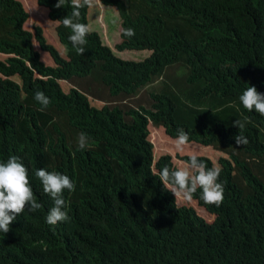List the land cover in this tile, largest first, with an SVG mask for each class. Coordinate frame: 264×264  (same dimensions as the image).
<instances>
[{
    "label": "trees",
    "instance_id": "trees-1",
    "mask_svg": "<svg viewBox=\"0 0 264 264\" xmlns=\"http://www.w3.org/2000/svg\"><path fill=\"white\" fill-rule=\"evenodd\" d=\"M20 1L0 0V162L19 157L42 207H26L0 232V264H264V170L254 160L264 162V116L239 100L249 86L264 94V0H100L121 19L115 50L150 52L144 61L119 59L95 32L78 54L62 23L71 0L60 8L58 0H34L57 30L63 59L40 26L25 30L30 13ZM88 8L76 22L88 24ZM127 28L135 35H123ZM36 91L50 98L44 110ZM236 120L246 145L235 144ZM149 123L171 140L182 128L188 144L238 148L248 158L213 166L198 156L221 169L222 204H205L199 189L192 199L211 223L178 206L159 181L162 168L176 167L164 155L153 170ZM80 133L88 137L83 150ZM39 168L75 186L63 193L69 219L55 226L46 223L53 200L35 176ZM236 178L252 191L246 202Z\"/></svg>",
    "mask_w": 264,
    "mask_h": 264
},
{
    "label": "clouds",
    "instance_id": "clouds-1",
    "mask_svg": "<svg viewBox=\"0 0 264 264\" xmlns=\"http://www.w3.org/2000/svg\"><path fill=\"white\" fill-rule=\"evenodd\" d=\"M64 0H58L55 7L60 8ZM93 0H71L72 15L62 19L64 27L70 28L72 34L69 40L77 53L83 55L86 37L89 33L88 25L76 22L80 17V9L92 7ZM123 35L132 37L135 31L132 28L124 30ZM35 100L42 105L44 110L51 103L50 98L42 91L35 92ZM243 107L249 112L255 110L264 116V94L258 92L255 86L247 87L239 97ZM239 128V133L234 137L237 146L246 145L247 138L243 135L244 123L239 120L234 122ZM175 148L183 151L189 142L187 132L177 129ZM88 137L85 133H80L78 137V148L83 150L87 147ZM221 169L218 167H208L207 164L193 154L184 163V166L170 169L167 166L159 173V181L171 191L175 198H181L185 202H191L197 190H201V199L205 204L219 207L224 199V186L218 182ZM35 176L41 181L44 193L53 200V206L48 210L46 223L55 226L59 222L69 219L67 203L63 198L65 190L69 192L75 190V186L65 174L59 172H49L44 168H39ZM28 207L30 211L39 210L42 205L37 203L28 177V169L20 162L19 157L13 155L6 162H0V232L7 234L10 225Z\"/></svg>",
    "mask_w": 264,
    "mask_h": 264
},
{
    "label": "rangeland",
    "instance_id": "rangeland-1",
    "mask_svg": "<svg viewBox=\"0 0 264 264\" xmlns=\"http://www.w3.org/2000/svg\"><path fill=\"white\" fill-rule=\"evenodd\" d=\"M34 0H21L20 2L24 5L26 11L30 13V17L25 26V30L32 32V28L37 25L40 26L46 38H48L49 43L53 46L57 47L60 56L63 59H68L66 53L64 52V48L59 46L56 33L57 30L55 26L48 21L47 15L42 11H35L36 4L33 2ZM31 4L34 5L32 8ZM104 5L100 0H93V6L88 8V17H87V25L89 27V32L97 33L102 40L104 46L109 47L113 50L115 55L124 61H144L150 56V52H124L119 53L115 50V46L121 43V19L119 17V13L117 8L115 7H103ZM99 7V11H98ZM2 27L1 24V15H0V29ZM59 47V48H58ZM42 59L49 66H52L53 61L49 58L48 55H42ZM6 57L0 55V59H5ZM12 80L18 81L20 84V80L18 77H13ZM60 86L65 92L69 90V84L60 81ZM21 101L25 105H31L32 102L29 98H26L23 93H21ZM91 106L96 108H101L103 104L97 100H89ZM148 141L153 145V170L156 171L154 165L157 160L164 155H170L171 161L176 168L184 166L183 157L191 156L193 154L197 156H204L209 158L213 166L218 165V161L221 158L233 159L236 158L240 162L247 160L248 158L244 157L238 148H222L218 147L219 145L216 143L211 144L210 146H203L200 144H187L184 146L183 151H177L175 148V140L169 139L165 133L163 128L160 125H154L153 123H149L148 126ZM254 159V158H252ZM258 166L257 168L260 170H264V162L258 161V159H254ZM247 162V161H246ZM236 182L242 188V196L243 201L246 202L251 197V190L246 186L244 181L242 180L244 187L241 184V181L236 178ZM176 203L178 206H190L193 207L197 214L203 218V220L207 223H211L214 220V217L208 215L205 210L198 206L195 200H191V202H185L181 198L176 199Z\"/></svg>",
    "mask_w": 264,
    "mask_h": 264
},
{
    "label": "crops",
    "instance_id": "crops-1",
    "mask_svg": "<svg viewBox=\"0 0 264 264\" xmlns=\"http://www.w3.org/2000/svg\"><path fill=\"white\" fill-rule=\"evenodd\" d=\"M103 7H107V6H103ZM98 11H99V7H98ZM121 35V34H120ZM101 38V37H100ZM115 54V53H114ZM53 65V64H52Z\"/></svg>",
    "mask_w": 264,
    "mask_h": 264
}]
</instances>
